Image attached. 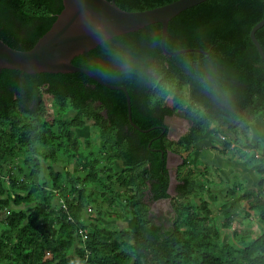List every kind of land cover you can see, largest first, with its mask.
<instances>
[{
    "label": "trees",
    "instance_id": "obj_1",
    "mask_svg": "<svg viewBox=\"0 0 264 264\" xmlns=\"http://www.w3.org/2000/svg\"><path fill=\"white\" fill-rule=\"evenodd\" d=\"M174 1L115 0L127 11ZM62 9L63 0H0V38L15 49L29 50ZM263 17L264 0H206L171 19L166 49L191 48L196 56L213 55L231 86L232 102L225 108L203 93L180 68L177 55H166L160 48V58L172 78L173 97H160L157 90L143 85H123L131 96L133 122L142 130L152 128L147 132L130 124L124 92L107 88L87 74L2 69L0 209L34 203L35 209L7 214V229L0 234V264H264V229L257 234L238 220V216H251L240 209V201L246 199L264 226V142L249 140L246 144L261 164L257 168L260 189L224 199L221 223L211 201L193 198L206 191V185L197 182L198 174L186 172L185 157L177 170L176 194L170 196V175L162 154L177 145L183 155V148L204 139L211 124L217 125L218 132L225 128L233 134L225 140L224 153H228L239 142L240 124H253L264 113V59L250 37ZM146 29L155 30L161 39L160 23L136 32ZM256 38L264 50V26L256 31ZM87 53L74 57L73 64L85 68ZM50 106L55 107L57 117H52ZM69 110L73 114L67 120L61 115ZM172 113L192 122L177 143L168 140L160 127L153 128L162 124L164 114ZM86 120H92L99 130L101 146L77 135ZM45 143L53 146L45 156L51 161L46 178L39 149ZM110 149L107 161L120 160L124 168L108 175L106 184L100 179L106 171L102 159ZM59 151L77 160L76 177L55 170ZM18 154L26 156L8 168L7 158ZM94 184L106 190L114 184L124 188L117 195L127 201L136 219L134 228L84 223V210L95 196L89 187ZM147 195L152 201L170 199V220L150 210ZM55 196L64 199L67 210L53 206ZM80 229L86 232L85 239ZM223 231L231 234L228 242L221 239Z\"/></svg>",
    "mask_w": 264,
    "mask_h": 264
},
{
    "label": "rangeland",
    "instance_id": "obj_2",
    "mask_svg": "<svg viewBox=\"0 0 264 264\" xmlns=\"http://www.w3.org/2000/svg\"><path fill=\"white\" fill-rule=\"evenodd\" d=\"M174 93L175 91L172 89L171 93L168 94V98H172ZM93 105L98 108V103H94ZM49 112L52 117H57L58 115L55 107L50 106ZM72 114L73 111L69 110L61 116L69 120L72 117ZM239 131L241 133L239 142H234L232 145L233 148H231L228 153H224L225 140L233 138L234 136L231 132L226 131L225 128L218 132L216 124L210 125L203 140L197 142L192 147L183 148L184 157L187 158L186 172L198 174L197 182L205 183L206 185V191L193 195V198L196 201L201 200V198L211 201L214 215L218 214V223L224 221V217L221 214V204L224 199H233L238 195L245 194L247 191L260 189V179L257 168L261 164L254 160V157L257 158L258 156L254 155L250 149L246 148V144L249 140L255 142L258 138L260 140L264 139V113H260L253 124L247 125L246 123H241ZM77 135L83 141L89 139L92 145H102V138L99 135V130L95 127L92 120H86L85 128L78 130ZM39 149L40 158L44 166L43 174L44 178H46L47 168L49 164H51V161L50 158H45V156L53 149V146L45 143L39 145ZM111 152L112 150L110 149L108 150V153H104L102 159V165L105 166L106 171L100 179L106 184H108V175H115L124 168V165L120 160L113 161L114 163H111L109 160L107 161V157ZM25 156L26 155L18 154L15 158H7V167L11 168L19 165ZM56 157L57 160L53 163L56 171L61 173L70 172L73 177L77 176L76 159L69 158V156L62 151L57 152ZM179 160V158H171V162L174 165L175 163H179ZM171 171L175 178L171 192L172 196H175L177 173L175 172L174 167ZM89 188L95 192V196L90 204H88L89 206L84 210V223H98L101 225H107L113 229L135 227L136 219L131 214L127 201L124 197L122 198L117 195V193H123L124 188L119 187L118 184L109 185L108 190L103 189L100 184L91 185ZM60 201L61 199L58 196H55L52 202L53 206H58ZM239 204L241 211H246L251 214V216H238V220H240L245 227H249L253 229L255 233L259 234L262 229H264V226H261L258 223L255 210L250 207L251 203L246 199H242ZM149 207L150 210L153 211L151 205ZM21 208L31 211L35 209V203L30 206H12L10 210L0 209V234L7 229L5 218L9 211ZM166 208V213L170 214V206ZM155 214L156 216H164L165 211L159 209ZM166 216L169 217V215ZM211 223L213 222L211 221ZM230 236L231 234L229 231H223L221 239L223 242H228Z\"/></svg>",
    "mask_w": 264,
    "mask_h": 264
},
{
    "label": "clouds",
    "instance_id": "obj_3",
    "mask_svg": "<svg viewBox=\"0 0 264 264\" xmlns=\"http://www.w3.org/2000/svg\"><path fill=\"white\" fill-rule=\"evenodd\" d=\"M81 24L89 51L85 70L97 80L115 85H143L160 97L172 91V78L160 58L161 39L155 30L136 32L111 13L79 0ZM177 63L190 81L225 108L232 102L231 86L211 54L196 56L178 49Z\"/></svg>",
    "mask_w": 264,
    "mask_h": 264
},
{
    "label": "water",
    "instance_id": "obj_4",
    "mask_svg": "<svg viewBox=\"0 0 264 264\" xmlns=\"http://www.w3.org/2000/svg\"><path fill=\"white\" fill-rule=\"evenodd\" d=\"M204 1L206 0H176L163 6L142 11L124 10L117 5L115 0H89V3L92 7L101 8L111 13L133 31H139L148 25L160 23L162 25L161 49L163 53L171 56L177 55L178 51H168L165 47V40L170 20L177 16L180 12ZM263 26L264 17L253 26L250 31V37L260 56L264 59V50L256 38V31ZM187 50L191 51L194 49L190 48ZM88 51L89 45L87 44L86 34L84 33L81 24V4L79 0H63V9L58 14L51 28L38 39L31 49H15L0 38V71L2 69H14L28 74L76 72L87 74L96 82L107 88L124 92L129 122L136 129L142 130L132 120L131 96L126 86L101 82L94 76L90 75L85 68L73 64L72 60L74 57ZM175 118L178 119L177 117ZM181 120L183 121L184 119L181 118ZM165 124L167 125V123ZM151 129L142 131L147 132ZM179 136L176 137L178 138ZM172 155V151H167L166 167L168 168L170 174V185L168 189L170 196H172L171 190L175 181L173 174H171V169L173 167L177 169L179 165L184 163V157L179 153L177 155L180 159L179 163L174 165L170 161V156ZM157 202H165L168 206H170V209L173 210L169 198L158 200Z\"/></svg>",
    "mask_w": 264,
    "mask_h": 264
},
{
    "label": "flooded vegetation",
    "instance_id": "obj_5",
    "mask_svg": "<svg viewBox=\"0 0 264 264\" xmlns=\"http://www.w3.org/2000/svg\"><path fill=\"white\" fill-rule=\"evenodd\" d=\"M175 117H177L178 119H176ZM181 118L184 119L183 121L186 123H184L181 120ZM165 123H167V125ZM191 126H192V122L189 119L179 116L178 114L172 113V114H164L162 124H158L157 126H154L153 128L160 127L163 130V132H165L168 140H170L173 143H177L184 135H186L190 131ZM176 136H179V137L177 138ZM176 146L177 145L172 146L175 150L167 149V151L173 152V155L170 156V161H171V158H178L177 155L180 152L177 151L178 146L177 147ZM167 151L166 152L164 151L162 153L165 156V158L167 157ZM183 157H184V154H183ZM181 165H179L177 169L175 168L176 173ZM145 199L147 201V204L149 206L151 205V208L153 209L154 212L158 211L159 209H163L165 211V216L169 215V217L166 216V218L169 220L171 219L172 210L170 209V214L166 213V209H167L166 207H168V205L165 202L152 201L149 195H147Z\"/></svg>",
    "mask_w": 264,
    "mask_h": 264
},
{
    "label": "built area",
    "instance_id": "obj_6",
    "mask_svg": "<svg viewBox=\"0 0 264 264\" xmlns=\"http://www.w3.org/2000/svg\"><path fill=\"white\" fill-rule=\"evenodd\" d=\"M61 201L59 203V205L64 209L67 210L68 207L66 205V202L64 201V199L60 198ZM69 218H71V216H69ZM80 236L82 237V239H85L87 237L86 232L83 229H80L79 232Z\"/></svg>",
    "mask_w": 264,
    "mask_h": 264
},
{
    "label": "crops",
    "instance_id": "obj_7",
    "mask_svg": "<svg viewBox=\"0 0 264 264\" xmlns=\"http://www.w3.org/2000/svg\"><path fill=\"white\" fill-rule=\"evenodd\" d=\"M258 140H260L259 138H258ZM264 139H262V141H263ZM264 142V141H263ZM259 175V174H258ZM259 179H260V175H259Z\"/></svg>",
    "mask_w": 264,
    "mask_h": 264
}]
</instances>
